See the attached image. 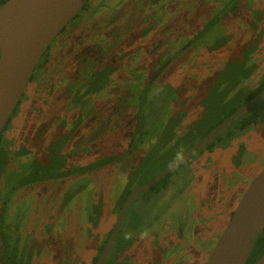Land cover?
Here are the masks:
<instances>
[{"label": "rangeland", "instance_id": "rangeland-1", "mask_svg": "<svg viewBox=\"0 0 264 264\" xmlns=\"http://www.w3.org/2000/svg\"><path fill=\"white\" fill-rule=\"evenodd\" d=\"M3 1L0 0V4ZM150 1L89 0L80 17L68 26L66 32L72 31V37L62 32L49 51L51 57L60 45L65 44L60 56L55 54L61 78L66 74V81L71 83L84 78L86 72L99 69L98 64L112 52L109 45L112 39L119 32L128 36L131 29L137 30L135 27L148 15ZM158 1L160 6L154 13L155 20L167 31L164 40L155 33L145 38V49L150 52L145 63L148 74L154 73L184 41L186 43L176 50L177 53L191 42L194 39L191 34L197 35L204 29L203 26L200 30V24L214 18L220 23L205 33L157 80L150 90L152 103L144 111L134 112L135 106L123 95L109 98L104 92L106 95L94 101L96 108L90 117L89 111L84 112V140L90 141L94 148L82 166L88 168L108 163L102 165L103 169L61 178L77 170L69 164V157L76 150H65L72 140L66 137L56 140L57 136H52L50 130L55 117L64 114L73 98L64 93L63 85L53 90L51 98L45 91H38L35 84L42 77L36 83V72L3 137H8V131L20 123L24 106H30L36 95L41 96L46 104L42 118L37 121L34 141L43 150L38 151L36 163H32L34 172L28 177L29 181L39 183L17 188L7 199L6 206L0 209L4 222V230L0 225V264H92L102 239L117 216L120 189L124 190L125 182L129 179L132 182L137 177L133 183L135 188L152 182L164 169L185 157L190 151L189 146L200 140L198 137L204 136L208 128L215 126L221 113H228L257 88L264 73V37L259 44L253 36L264 29V22L256 21L259 13L264 18V0H242L232 17L223 18L219 15L230 7L231 0ZM193 21L196 22L194 31ZM254 25H258L257 30H253ZM114 66L115 62H112L111 67ZM249 66H257L251 76H248ZM117 77L122 79V76ZM146 77L144 73L143 81L151 84L152 80ZM118 84L122 83L119 81ZM124 86L120 89L124 90ZM127 93H132L128 97L131 99L139 91L134 88ZM189 99L196 108L180 126L185 129L191 122L190 129L179 135L177 125L183 119L179 109L185 112L184 105ZM110 108H114L113 111ZM253 109L258 112L259 121L245 134L243 139H248L244 143L239 145L243 139L233 141L230 150L219 152L214 164L202 172L193 170L179 179L178 173L182 169H177L170 177L174 187L170 190L169 186L164 195L144 192L132 201L128 220L137 213L145 226L157 228L161 220L168 218L170 229L161 233L164 245L167 237L176 239L177 225L180 233L184 229L189 231L186 233L189 242L184 247L179 240L178 247L169 241L160 249L161 254L167 250L169 264H179L176 259L171 261L173 253L181 256L183 252L190 256L189 262L179 259L186 264H206L230 221L233 207L236 208L251 181L264 169V97ZM140 112H145V116ZM43 125L50 128L47 130ZM138 125L148 141H141L136 154L127 156ZM29 132L26 134L28 139L32 134ZM160 136L163 139L155 146L154 142ZM118 155H121L119 163L108 161ZM140 160L139 168L135 169ZM19 162H10V169H17ZM50 216H54L51 225L48 223ZM56 224L57 228L54 227ZM199 235H203V239L198 240ZM34 239H39L35 247L31 246L35 244L32 243ZM153 246H156V239ZM131 253L141 259L140 264H150V249Z\"/></svg>", "mask_w": 264, "mask_h": 264}, {"label": "flooded vegetation", "instance_id": "flooded-vegetation-1", "mask_svg": "<svg viewBox=\"0 0 264 264\" xmlns=\"http://www.w3.org/2000/svg\"><path fill=\"white\" fill-rule=\"evenodd\" d=\"M6 1H8V0H5V2ZM241 1L242 0H235L234 1L235 2L234 3L235 8L233 9V11L231 10L232 7L230 5V7L227 8L225 13L223 15H219V16H221L222 18L225 16L232 17L233 13L236 12L238 5ZM150 3H151V5H150ZM150 3H149L148 15L144 20L140 21V23L135 27V29H137V30L131 29L130 32H128V36L123 35L121 32H119L117 34L116 38L112 39L111 44H109L110 49H112V52L110 54H108L105 61H102L100 64H98L99 69H97L94 72H90V73L86 72L84 74L85 75L84 78H82L78 81H72L71 83L66 81L68 78V76H66V74L64 75V78H61V75L59 74L60 69L58 67V64L55 61L56 60L55 54L60 56L61 51H62V47L64 48L65 44L63 43L62 45H60L58 47V50L54 53V55H52L51 57L48 56L52 44L55 42V40L58 37L51 44V46L49 47V49L47 50V52L45 53V55L41 59L40 63L38 64V66L34 72V75L30 81V83H32V81L34 80L36 72H37L36 83L40 79V77H42L40 79V81L37 83V85L35 84V88L38 89V91L40 89L42 91H45L48 98H51V94H52L53 90H55L56 88H61V86L63 85V89H65L64 93H66L69 97L73 98V102L71 104L68 103L67 109H65L64 114H59L55 117L56 120H55L54 124H52V126H51L52 129L50 130L52 132V136L53 135L55 137L57 136L56 140L59 137H66L67 139L70 138L72 140L70 147L65 149V150H67V151L68 150L70 151L71 149L76 150V151H74V154L72 155V157H69V160H70L69 164H71L72 166H75V168H77V170L75 169V171H73L70 174H67L61 178L66 179L71 175L77 177L79 175H83V174L88 173V172L97 171L100 168L103 169V167H104V166H102V167L99 166L96 168H92L90 170V169H88L89 167L86 168L85 166H82V164H84L85 157L90 156L93 153V148H94V146H91L90 141L84 140L85 132L82 131V126L85 123L84 119L86 118V116L84 115V112L89 111L88 117H90V115L93 113V111L96 108V105H94L95 100L100 99L103 95H106V94H107L106 96L109 98L111 96L119 97V96L123 95L127 98L128 101H130L129 104H132L135 106V108L133 110L134 112L144 111L143 109L145 107H147L149 104L151 105V103H152V100L149 99V96L151 94L150 93L151 87L157 82V80H159V78L163 74H165V72L168 70V68L171 65H173L178 60V58H180L185 52H187L188 49H190L193 45L196 44V42H198L199 39L197 40L194 37L195 34H191V36H193L194 39L191 40V42H189L186 46H184L179 51V55L176 52V50H178L183 44L186 43L184 41L185 39L183 40L184 41L183 44L181 46H178L173 52H171L169 54L167 60L164 61L163 63H161L157 67V69L155 70L154 73L148 74L147 65L145 63L148 60L147 54H150V52H148L147 49H145L146 48L145 38H147L151 34L155 33L158 38H161L164 40V37H166V34L164 35V32L167 31L165 28L163 29L161 27V25L159 24L158 21L155 20V18H157V17L154 13H156L157 8L160 6V1L152 0V2L150 1ZM2 5L3 4L1 3L0 7H2ZM87 5H88V3L86 4V6ZM86 6L84 7V9H86ZM82 11L80 12V14L82 13ZM80 14L74 20L78 19L80 17ZM259 14L256 18V21L260 20L263 23L264 22L263 14H260V15ZM209 21L210 20H208L207 22H204L203 24H200V30H202L203 26H205ZM218 22L220 23V21H218ZM191 25H193L192 30L193 31L196 30V28H195L196 22L195 21L191 22ZM68 26L62 32L68 31L67 30ZM252 27H253V30L258 29V25L257 26L254 25ZM191 33H196V32H191ZM65 34H69L68 36H69V38H71L72 37L71 34H73V32L70 31V32H66ZM263 37H264V29L261 30L259 35L257 33L255 36H253V38L256 39L259 42V44H261V39L263 40ZM183 38H185V37H183ZM263 44H264V42H263ZM174 53L175 54L177 53V54L175 55ZM173 54L175 56H173ZM112 62H115L114 68L111 67ZM109 69H112V70H109ZM255 70H257V66L252 71V73H250L248 76H251L255 72ZM144 73L147 75L146 79L152 80L151 84H147V82L143 81L144 80L143 79ZM114 75L122 76L123 80L117 76H114ZM116 79H117V81H115ZM119 81L122 83L121 85L118 84ZM123 85H125L124 90H121L120 87L121 86L123 87ZM263 85H264V73H262V76L260 77V81H259L257 88L252 89V92H250V94H248V96L246 98L241 99L240 101H238L236 103V105L234 106V108L236 109L234 113H236L237 111H239L240 109L245 107L259 92L264 90V87H262ZM115 86H119V87H115ZM134 88L139 91V93L137 94L138 97H137V99H134L137 96L136 95L135 97L133 96V98L130 99L128 97L132 93H127V92L131 89H134ZM26 90H25V93H26ZM104 92H106V94ZM25 93L23 94V96L25 95ZM263 97L264 96H262L248 111H246L245 113H243L242 115L237 117L235 120H233L231 123H229L212 141H210L205 146H203L196 155H194L191 159H189L188 161H186L185 163L180 165L178 168L179 169L181 168L182 170H180L181 172L178 173L179 179H181L184 174H190L191 171H193V170H198V171L205 170L206 168H208L209 166L214 164L216 157H217L219 152H221L223 150L224 151L230 150V147H231L233 141H238V140L243 139L245 134L248 132V130L250 128H253V126H256L258 124L259 114L253 108ZM21 102H22V99L19 102L18 106H20ZM45 104H46V102H42L41 96L39 97L38 95H36L35 99H33L31 101L30 106H29V104L24 106V108L20 114V123L8 131V134H9L8 137H6V136L3 137V133L6 132V130L8 129V126L12 122L13 116L16 114V111L18 108V106H17L16 110L14 111L11 119L7 123L5 129L2 133V136L0 138L1 139L0 151H2V153H4L6 155L5 157L8 158V161H7V164L4 167V169L0 170V189H3V192L0 193V209L4 208V206H6L5 203L7 202V199L11 198L12 194L14 193V190H16L17 188L26 187V186H29L32 184L39 183L37 180H32L31 182H29L28 177L30 176L31 173L34 172L32 163H36L37 153L39 150L42 149V147L40 145L35 144L34 135H35V131L37 129V121L42 118ZM136 106H138V109L136 108ZM184 107L186 108L185 112H182L179 109V114H181V116L183 118L180 120V122H178V125H177V126H179V135H182L185 131L190 129L189 125H191V122L190 123L188 122L189 124L187 123L188 125H186L185 129L180 128V126L186 122L184 120V118L190 117V115L192 114V112L196 108V106L194 105V102H192V100H190V99H189V101L185 102ZM110 109H111V111H113L114 108H110ZM249 112H253L255 114L256 123H252V121L246 120L245 116L247 114H249ZM143 113H145V112H143ZM234 113H232V114H234ZM226 114L227 113H221L219 115V118L216 119L215 126H213V130L205 136H199L198 138L200 140L192 143L194 145L189 146L190 147L189 153H187L186 156L183 157L182 159L188 157L193 152L195 147L201 141H203L208 136H210L227 118H229L232 115L231 114V115L225 117ZM137 124L138 123H136V125ZM43 126H45L47 128V130L50 128V126H48V125H43ZM29 130L32 132V134H31V136H29V139H28V136H26V134L30 133ZM146 136L147 135L145 134L143 137H136L133 139V144H132V146L130 145L131 151L129 150L130 153L127 154V156H129V155L133 156L134 154H136V152L138 150L137 146L141 145V141H144V143L146 141H148V138H146ZM156 139L157 140L154 142V143H156L155 146L159 143L158 141L163 139V138L160 136ZM247 139H248V137L241 140L239 142V145L241 143H244V141ZM131 141H130V144H131ZM212 142H216V145H214L210 149L207 148V146L210 145ZM78 146H80V147H78ZM155 146H149V147H155ZM140 147L143 148L142 146H140ZM43 148H44V146H43ZM89 150H90V152H89ZM86 151H88V152H86ZM120 158H121V155H118L117 158H112L111 160H112V162L114 161V162L119 163ZM14 160H18L20 162H19V166L17 167V169L12 171L10 169L9 165H10V162H13ZM199 161H200V163H199ZM140 163H141V160L138 163V165L135 167V169L139 168ZM92 166L93 165H91L90 167H92ZM135 179L136 178H134L132 182H130V179L125 182L124 190L120 189L121 198H122L124 191L129 186H131V192L135 189V187L133 185ZM253 180L251 182H253ZM173 187H174V184L171 183L170 184V190ZM82 188L83 187L81 185V187H80L81 191H82ZM130 193H129V195H130ZM242 196H243V194L241 195V197ZM239 200H241V199H239ZM125 201H124V203H125ZM124 203H123V205H124ZM238 203H239V201H238ZM123 205L121 206V208L118 209L117 216L114 219V221L111 223V225L109 226V230L107 232V235L104 237V239H102V246L101 247H103V248H102L101 253L99 254V257L102 254V252L104 251L105 246L110 239L113 228L116 224L117 218L119 216V213H120ZM130 208H131V204L127 208V210H126V212H125V214L121 220V224L119 227L118 234L115 238V241H114L107 257L109 256L110 253H112V254L116 253L117 255L119 254L121 256V258L118 260V262H116V264H119V262L125 256H127L131 260L132 264H140L141 259L135 257L133 255V253H131V251H133V252L134 251L144 252L145 250L150 249L151 250L150 264H169L168 262H169L170 258H168L166 255L167 250L163 254H161L160 249L165 248L167 246V244L169 243V241H173V243H175L176 247H178L179 240L183 244V247H184V245L187 242H189L187 240V235H186V233L189 231H185V229H184V231H182V233H180L179 232V226L177 225L176 229H175L176 239L172 238V236H169V237L163 236V237L168 238L167 244L164 245L161 242V239H162L161 233H166L170 229V227H168V224H167L168 218H166L165 221L161 220V222L159 223L157 228H155L154 225H149V226H146V231L143 233H140L139 231H136L133 228L132 229L134 231H132V229L130 228V227H132L131 224L135 225L136 222H134V221L131 222V218L129 220L127 219V214H128V212H130ZM235 209L236 208L233 207V212L231 214L230 219L232 218ZM100 213L102 214V211L99 209V214ZM180 218H181V216L179 217V220H180ZM125 219H126V221L124 223ZM172 219L174 220V218H172ZM53 221H54V216H50L48 219L49 225H51L53 223ZM89 223L92 225H95L93 222H89ZM128 224H129V226H128ZM0 225H1V229L4 230V226H3L4 222L2 221L1 211H0ZM54 227L57 228V224ZM131 231H132L133 235H135V237H136L135 241L133 240L132 243L129 245L125 243L122 247L118 246L119 233L121 232L123 235L127 234V235L131 236ZM196 238L198 240H199V238L203 239V235H199ZM154 239H156V246H153V240ZM38 241H39V239H36V240L34 239L32 243L35 242V244L31 245V246L35 247L37 245ZM200 241L202 243L201 246H204V242H202V240H200ZM200 241H199V243H200ZM173 254H174V256H172L171 261H173V259H176L179 261V264H186V262L190 261V256L188 253L183 252V255H181V256L176 255V253H173ZM6 257H9V256L7 255ZM99 257H98V259H99ZM107 257L105 258L104 262L106 261ZM180 258H183L187 261L183 262V261L179 260ZM104 262H103V264H104Z\"/></svg>", "mask_w": 264, "mask_h": 264}, {"label": "water", "instance_id": "water-1", "mask_svg": "<svg viewBox=\"0 0 264 264\" xmlns=\"http://www.w3.org/2000/svg\"><path fill=\"white\" fill-rule=\"evenodd\" d=\"M89 0H8L0 8V138L21 101L41 59L59 34L80 14ZM179 55V53H178ZM262 96L259 92L245 107L227 118L186 158L162 171L152 182L135 188L127 197L112 234L96 264H103L118 234L121 220L140 194L196 155L229 123L248 111ZM264 231V169L239 201L206 264H247ZM253 264H264V254Z\"/></svg>", "mask_w": 264, "mask_h": 264}, {"label": "trees", "instance_id": "trees-1", "mask_svg": "<svg viewBox=\"0 0 264 264\" xmlns=\"http://www.w3.org/2000/svg\"><path fill=\"white\" fill-rule=\"evenodd\" d=\"M235 0H231V7H232V11H233V9L235 8V2H234ZM5 3V1H3L2 2V4H4ZM219 20L217 19V18H214V19H212V20H210L205 26H204V29H203V31H200L197 35H195L194 37L198 40V39H200L201 38V36H203L205 33H207V31H209V30H211L216 24H218L219 22H218ZM207 30V31H206ZM252 52V50H250L249 51V54ZM249 68H250V72L249 73H252V71L255 69V68H253V66L252 67H250L249 66ZM262 87H264V85L262 86ZM235 108H231V110L225 115V117H227V116H229V115H231L232 113H234L235 112ZM140 114L141 115H145V113H141L140 112ZM144 117V116H143ZM255 114L253 113V112H249V114H247L246 116H245V118H246V120H248V121H252V123H256V121H255ZM144 119H145V117H144ZM248 125V124H247ZM246 125V126H247ZM138 128H137V130H136V134H135V136H134V138H136V137H143L144 135H145V133H143L144 131H143V129L141 128V125H138L137 126ZM213 130V127H211V128H208L207 129V131H206V133H204V136L205 135H207V134H209L211 131ZM0 144H1V139H0ZM132 144H133V140L131 141V146H132ZM214 145H216V142H212L210 145H208L207 146V148H211V147H213ZM6 155L4 154V153H2V151H0V170H3L4 169V167L6 166V164H7V161H8V158H6L5 157ZM109 162L110 161H112V160H108ZM105 164H108V163H102V164H95V165H93L92 167H89L88 169H92V168H96V167H99V166H102V165H105ZM237 164H239L238 162H237ZM179 169V168H178ZM177 171V169L175 170V171H173L172 173H170L168 176H166L159 184H157L154 188H152L151 190H149V191H147V192H151V193H154V194H158V193H160V194H164V192L165 191H167L168 189H169V186H170V184L172 183L173 184V180L170 178L171 177V175H172V177L174 176L173 174L175 173ZM135 178H137V177H135ZM32 180H30L29 182H31ZM131 192V186H129L125 191H124V193H123V195H122V198H121V203L119 204V208H121V206L123 205V203H124V201L126 200V198H127V196L129 195V193ZM131 213H133V211L131 212ZM133 216L135 217V218H133ZM140 215L139 214H132L131 215V222L132 221H135V219H136V223H135V225H132L131 224V226L132 227H130L131 229L133 228V229H135L136 231H139L140 233H143V232H145L146 231V226H145V224H143V220L139 217ZM141 219H139V218ZM92 220H94V219H92ZM94 223V222H93ZM128 226H129V224H128ZM132 229V231H134ZM132 231H131V236L130 235H123L121 232L119 233V236H118V246H120V247H122L125 243L126 244H131L132 243V241L134 240L135 241V235H133V233H132ZM102 248L103 247H100V248H98V255L97 256H95L94 258H93V261H92V264H96V262H97V260H98V257H99V254L101 253V251H102ZM264 254V231L262 232V234L260 235V237H259V239H258V241H257V243H256V245H255V248H254V250H253V253H252V256L250 257V259H249V261H248V263L247 264H253L261 255H263ZM121 258V256L118 254H112V253H110L109 254V256L107 257V259H106V261L104 262V264H116V262H118V260ZM119 264H132V262H131V260L127 257V256H125L120 262H119Z\"/></svg>", "mask_w": 264, "mask_h": 264}, {"label": "clouds", "instance_id": "clouds-1", "mask_svg": "<svg viewBox=\"0 0 264 264\" xmlns=\"http://www.w3.org/2000/svg\"><path fill=\"white\" fill-rule=\"evenodd\" d=\"M177 158H179V156Z\"/></svg>", "mask_w": 264, "mask_h": 264}]
</instances>
